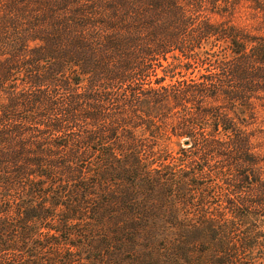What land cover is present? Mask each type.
<instances>
[{
  "label": "trees",
  "instance_id": "obj_1",
  "mask_svg": "<svg viewBox=\"0 0 264 264\" xmlns=\"http://www.w3.org/2000/svg\"><path fill=\"white\" fill-rule=\"evenodd\" d=\"M198 1L0 0V264H264V160L242 118L264 102V39L194 23ZM176 52L207 74L163 86ZM168 119L218 194L145 145Z\"/></svg>",
  "mask_w": 264,
  "mask_h": 264
},
{
  "label": "rangeland",
  "instance_id": "obj_2",
  "mask_svg": "<svg viewBox=\"0 0 264 264\" xmlns=\"http://www.w3.org/2000/svg\"><path fill=\"white\" fill-rule=\"evenodd\" d=\"M192 4L197 7V0H192ZM203 4H201V0L198 1V5L201 9V12L197 14L196 17H193L195 22L198 23L201 21H208L210 24H227L232 26L239 31L245 32L251 36H256L258 38L264 39V15L257 14L252 6L250 1L246 0H202ZM233 2L235 6V2L238 3L233 9L231 14L221 13L225 11L224 6L226 3ZM223 6L222 7H220ZM225 47V46H224ZM223 48V47H222ZM222 48L207 46L205 50L209 52H218L222 50ZM203 50L202 52H204ZM199 51V50H198ZM172 56V55H171ZM170 56L168 62L163 61L164 66L169 67L167 74H165L162 70L158 71L159 77L166 76V80L162 83L163 86H168L179 81L186 80L187 83H191L192 81H200V77L203 74H207L206 68L207 65L200 66L199 64H194L193 66H187L188 60L185 59L179 52L175 53L177 59H173ZM222 58V55H220ZM215 59V58H214ZM187 66V67H186ZM180 74V75H179ZM254 107L250 112L246 114H242V118L246 119L247 126L244 127L243 130L246 131L251 137V143L253 145L252 152L257 155L260 159L264 160V102H260L259 100H254ZM249 115H252L251 117ZM176 126L175 119H168L166 123V129L164 134H162L161 138L157 141L150 140V138L146 137L145 145L152 149L155 148V151H162L163 156H165L168 160L163 161L168 164L172 162V158H179L175 165L176 170H185L188 171L189 167H191L190 172L188 174L194 175L197 173L196 184H199L206 188V192L208 195L213 196L214 194H218L220 190L215 188V184H218V177L213 176L210 171L211 165L209 161H206V153L199 150L200 148L197 146V149H190L191 143L189 139L185 137H178L173 132V128ZM203 122H200L196 128V133L201 135H207V127ZM211 130V127L208 128ZM206 137V136H205ZM188 143V144H187ZM196 154V156H200L199 158H194L192 154ZM192 156V157H191ZM194 158V159H193ZM160 162V161H159ZM212 163V162H211ZM157 165V164H156ZM174 165V166H175ZM217 167H224L225 165L221 164V161L217 160ZM199 194V193H198ZM201 197V196H199ZM199 197H196L197 200L193 206H191L186 212V214H190L192 218L193 216H197L200 211L204 210L199 208ZM195 198V199H196ZM262 228V232L264 234V224L260 225ZM87 228V227H86ZM86 228L81 227L79 230L81 232L85 231ZM89 240H86L83 243H88ZM146 243V242H143ZM257 260L258 262L261 258H264L263 250H257ZM99 255L96 254V258Z\"/></svg>",
  "mask_w": 264,
  "mask_h": 264
},
{
  "label": "water",
  "instance_id": "obj_3",
  "mask_svg": "<svg viewBox=\"0 0 264 264\" xmlns=\"http://www.w3.org/2000/svg\"><path fill=\"white\" fill-rule=\"evenodd\" d=\"M188 144V143H187Z\"/></svg>",
  "mask_w": 264,
  "mask_h": 264
}]
</instances>
